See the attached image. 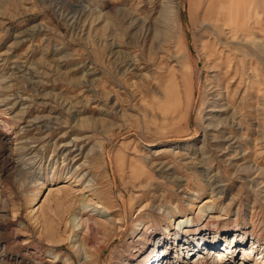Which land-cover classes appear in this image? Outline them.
I'll use <instances>...</instances> for the list:
<instances>
[{
  "label": "rangeland",
  "instance_id": "374dc122",
  "mask_svg": "<svg viewBox=\"0 0 264 264\" xmlns=\"http://www.w3.org/2000/svg\"><path fill=\"white\" fill-rule=\"evenodd\" d=\"M0 130V264H264V0H0Z\"/></svg>",
  "mask_w": 264,
  "mask_h": 264
},
{
  "label": "bare ground",
  "instance_id": "6f19581e",
  "mask_svg": "<svg viewBox=\"0 0 264 264\" xmlns=\"http://www.w3.org/2000/svg\"><path fill=\"white\" fill-rule=\"evenodd\" d=\"M0 141H2V143H4V144H7V145H4V146H8V144L10 143L9 142V137H8V135H7V133H5V132H3V131H1L0 130ZM62 187H66V186H62ZM54 189H50V191H53ZM184 222H186V220L185 221H182V222H180V223H184ZM159 245H160V243L159 242H157L156 243V248L158 247L159 248ZM158 250V254H159V256L157 257L158 259H157V262H156V264H165V262H163L164 261V259L165 258H162L160 255H161V253H160V249H157ZM165 250H163V252H164Z\"/></svg>",
  "mask_w": 264,
  "mask_h": 264
}]
</instances>
